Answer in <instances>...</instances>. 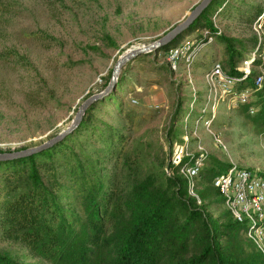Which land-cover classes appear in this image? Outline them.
<instances>
[{
    "label": "rangeland",
    "instance_id": "374dc122",
    "mask_svg": "<svg viewBox=\"0 0 264 264\" xmlns=\"http://www.w3.org/2000/svg\"><path fill=\"white\" fill-rule=\"evenodd\" d=\"M201 1L23 0L28 11L11 20L12 29L43 32L53 41H45L42 44L48 47H44L35 40H0L29 68L24 72L21 65L14 70L0 65V153L38 147L65 131L79 107L107 87L114 65L124 54L163 37ZM263 3L216 0L207 20L217 36L209 38L212 32L203 20L182 33L171 50L151 52L127 63L115 89L84 114L81 127L48 154L35 157L41 188L53 197L66 221L75 225L76 219L84 220L88 199L104 187L130 194L148 180L168 182L173 176L166 168L176 143L183 144L188 155L207 154L205 169L212 168L215 159L264 174V133L246 114L249 110L252 116L256 103L233 107L236 98L222 101L217 87L207 79L216 63L230 73L228 61L226 67L222 63L228 58L223 37L252 45L249 40L257 36L252 14ZM176 50L181 53L172 69L169 59ZM246 51L245 58H260L252 48ZM243 65L240 61L237 68ZM251 71L264 77L262 67ZM26 167L0 164V205L12 182L23 186L16 173L26 172ZM209 178L195 180L193 185L204 190ZM190 188L188 194L195 198L197 190ZM227 210L226 203H214L206 214L224 222ZM244 238L245 248L255 246ZM0 256L16 264H46L23 246L1 238Z\"/></svg>",
    "mask_w": 264,
    "mask_h": 264
},
{
    "label": "trees",
    "instance_id": "16d2710c",
    "mask_svg": "<svg viewBox=\"0 0 264 264\" xmlns=\"http://www.w3.org/2000/svg\"><path fill=\"white\" fill-rule=\"evenodd\" d=\"M215 2L213 0L186 32L205 20V25L212 32L209 38L218 35L212 22L207 20V12ZM27 11L23 0H0V40H35L48 47L42 43L53 41L51 36L43 32L36 34L12 29L11 20L22 17ZM263 13L264 3L258 4L252 14L255 21ZM183 34L157 51L171 50V45ZM223 40L227 44L228 58L222 63L226 67L228 61L230 76L242 78L234 85L231 96H237L243 90L252 92L256 102H251V98L242 107L256 103L255 114L250 116L249 110L246 114L264 133V82L261 87L257 86L256 78L260 73L255 71L243 79L237 68L240 61H251L252 67L264 68V42H260L257 36L249 40L252 42L250 46L242 40L226 37ZM250 48L257 51L260 58H245L243 52ZM21 59L14 49L0 45V65L14 70L21 65ZM20 68L29 72L26 66L21 65ZM201 103L196 102L198 105ZM93 105L88 107L85 115ZM81 124L82 121L78 129ZM50 149L29 157L0 162L27 165L26 172L16 173L23 186L12 182L6 199L0 205V238L23 246L31 257L46 264H264V255L256 246L252 244L251 249L244 246L246 224L237 222L229 210L224 213V222L214 221L206 214L212 204L225 203L220 191L214 187L213 179L231 166L213 159V167H204L195 179L199 181L210 177V185L198 190L196 184L195 198L188 194L191 188L180 174L184 165H191V158H185L180 166L172 167L174 174L168 182L148 180L130 194H125L121 188L104 187L101 193L88 199V206L84 209L86 218L76 219L74 225L65 220L53 197L41 188L35 157L48 154ZM0 264L16 263L0 256Z\"/></svg>",
    "mask_w": 264,
    "mask_h": 264
},
{
    "label": "built area",
    "instance_id": "2783aa9c",
    "mask_svg": "<svg viewBox=\"0 0 264 264\" xmlns=\"http://www.w3.org/2000/svg\"><path fill=\"white\" fill-rule=\"evenodd\" d=\"M254 31L259 37L258 39L262 41L264 37V13L255 21ZM180 53L176 50L170 57L169 62L172 69L176 68L175 59ZM251 68V61H245L243 68L238 69L243 79L251 74ZM207 79L217 87V93L222 101L225 102L227 98H236L233 107L245 105L252 98L250 90H243L237 96H231L234 85L242 78L225 73L222 66L218 63L207 74ZM256 83L257 86H262V76L256 78ZM250 113L254 115L255 109L252 108ZM185 158H191L192 163L191 165H184L180 169V174L187 180L190 187H194L195 179L199 176L208 160L207 154L188 155L183 144H173L166 173L169 176H173L172 167L180 166ZM213 185L220 191L227 209L231 212L234 219L248 226L247 238L264 255V174L259 170L234 165L224 173L214 177Z\"/></svg>",
    "mask_w": 264,
    "mask_h": 264
},
{
    "label": "water",
    "instance_id": "95a60500",
    "mask_svg": "<svg viewBox=\"0 0 264 264\" xmlns=\"http://www.w3.org/2000/svg\"><path fill=\"white\" fill-rule=\"evenodd\" d=\"M213 0H202L200 4H198L190 15L187 16V18L174 27L172 30H170L168 33H166L163 37L158 39L157 41L153 42L152 44L136 48L134 50H131L124 54L114 65V68L112 70V75L109 84L107 87L97 95H94L90 98H88L78 109L75 118L71 124L70 127H68L65 131L61 132L54 138L48 140L47 142L41 144L38 147H34L31 149H26L22 151H16V152H9V153H0V162H6V161H13L24 157H29L31 155L46 151L56 144L60 143L63 139H65L67 136L74 133L86 112L89 106L97 103L98 101L103 100L105 97L109 96L112 91L116 87L117 78L119 75L120 70L129 62L133 61L139 56L155 52L158 49L166 46L170 42H172L174 39H176L179 35L187 31L188 28L207 10V8L211 5Z\"/></svg>",
    "mask_w": 264,
    "mask_h": 264
}]
</instances>
